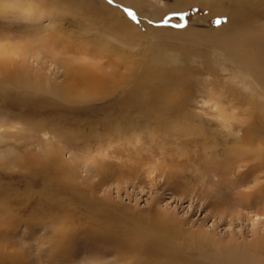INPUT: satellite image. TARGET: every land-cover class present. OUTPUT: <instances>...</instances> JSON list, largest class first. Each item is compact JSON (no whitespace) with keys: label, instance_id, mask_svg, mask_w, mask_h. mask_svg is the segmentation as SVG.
<instances>
[{"label":"rangeland","instance_id":"rangeland-1","mask_svg":"<svg viewBox=\"0 0 264 264\" xmlns=\"http://www.w3.org/2000/svg\"><path fill=\"white\" fill-rule=\"evenodd\" d=\"M51 1H30L29 4L15 1L10 8L5 4V11H0V137L3 140L0 142V196L6 189L19 188L20 198L27 205L23 210L17 207L15 214V207L11 206L12 212L6 213L5 217L19 216L25 222L45 219L43 215L48 209L45 194L56 191L52 199L60 216L58 223H64V217H74L82 210V218H77L75 224L87 227L103 222L124 242L127 240L131 248L118 255L121 264H163L168 258L162 249L171 245L194 253L212 244L202 245V240L223 239L230 243L233 239L231 244L235 240H255L252 230H264L262 200L255 192L250 196L253 183L245 169L225 166L222 151L227 138L225 134L231 125L235 131L243 125L244 137H255L264 146V124L257 112L252 118L247 117L248 106L242 96L245 92L239 84L231 82L229 71L217 67L211 71L213 88L219 92L218 88L223 87L221 101L226 106L223 109L215 107L208 93H200L207 68L192 62L193 58L204 55L214 60L219 57L221 64L231 66L218 53L228 54L221 32L230 24V1L145 0L146 8L141 10L120 6L142 32L152 30L167 34L169 43L166 47L183 54L189 65L180 66L178 73L168 70L163 76L156 73L154 67L148 68L144 74L147 88L139 84L134 96L122 92L121 99L109 101L104 110L92 105L68 104L64 96L56 98L49 89L36 94L28 87L23 90L10 86L21 72L24 74L23 85L29 83L28 73L23 70L24 54L39 53L45 70L43 74L49 76L47 70L52 69L51 78L57 72L60 82L69 79L68 69L98 61L93 50L73 40L77 37L74 35L78 32L77 26L70 25V36H67L68 31L66 36L60 33L57 37L54 33L52 37L49 36L52 32L48 26L50 21L45 17L39 22L36 20L40 15H54L55 11L48 5ZM75 1L60 0L67 6ZM94 3L88 11L97 9L101 13L104 9L99 8L98 2ZM243 5L246 11H251L249 2ZM27 9L31 13H27ZM152 12L159 18H148ZM255 16L259 24H264V13ZM69 18L72 22L71 16ZM40 23L46 25V30ZM140 38L141 35H137L136 43ZM31 82L36 83L35 80ZM24 96L32 98L22 100ZM232 100L240 104L238 109L232 110L228 105ZM126 106H132L128 111L130 115L139 113L148 124L135 130L117 131L116 122L123 116L131 117L124 115ZM232 112L233 117L230 116ZM225 116L230 127L224 121ZM112 119L116 121L112 123ZM9 146L17 150L8 153ZM38 158L41 164L34 163ZM90 167L93 172H86ZM87 173L93 177L85 182ZM28 189H32V194L25 193ZM74 191H77L76 199H73ZM10 197L14 198L13 195ZM0 203L6 204L1 197ZM37 213L39 217H36ZM20 229L24 230L17 238H21L26 230L25 226ZM39 233L41 231L37 235ZM26 239L34 240L32 237ZM81 244L76 246L73 259L61 260V264H81L92 254L112 263L111 251L105 255L103 250L95 254V250L92 249V253L89 247ZM37 245L36 242L33 246ZM144 245L146 256L137 251L134 254ZM147 248H154V251ZM150 253L155 259L147 258Z\"/></svg>","mask_w":264,"mask_h":264},{"label":"bare ground","instance_id":"bare-ground-1","mask_svg":"<svg viewBox=\"0 0 264 264\" xmlns=\"http://www.w3.org/2000/svg\"><path fill=\"white\" fill-rule=\"evenodd\" d=\"M15 1L22 3L23 1H27L29 4L30 1L37 3L36 1L38 0H0V11L4 12L5 4H8L9 7V5ZM211 1L214 3L222 0ZM229 1L230 8L228 9L230 10H228V15L230 24L221 32V35L223 34L222 42L223 45L227 46L228 54L217 52L221 58L224 57L228 63L230 62L231 66L228 68L227 64L226 66L223 63L221 64L219 57H217L216 60L210 59L204 55H200V58H193L192 62H196V64L202 66L204 69L207 68L208 70L207 76L204 77V80L201 82L203 88L200 93H208L215 102V107L223 109V107L226 106V104L221 101L224 89L223 87H220V89L218 88L219 92L214 91L213 87L215 86H213L214 82L212 80L211 71L215 67L220 68L221 71H229L231 82L235 85L239 84L241 90L245 92L242 96L245 97L243 100L247 103L246 106H248L246 113L247 117L252 118V115L257 112L259 119L264 124V24H259L257 21L258 17L255 16L264 13V0ZM94 2H98V5L100 4L99 8L104 9H101V13H99V10L97 9L88 11V8H90L91 5L96 4ZM245 2H249L252 7L250 12L246 11L244 8L243 4ZM145 4V0H76L74 4L67 6L65 2L52 0L48 5H50L55 11L54 15H40L39 19L37 18L36 20L39 22L45 17L50 21L48 26H50L52 32L49 36L52 37L54 33L57 37L58 35L60 36V33L63 36H66L70 25L77 26L78 32L77 34H74L77 37L73 40L78 44H82L87 49L90 48L89 50H93V56H97L98 61H89L87 62V65L85 64L78 69H68L67 72L70 76L68 77L71 79H64L60 82L58 81L60 78L58 76L59 73L57 72L54 73V78H51L53 73L52 69H49V71L47 70L49 76L43 74L45 70L39 53L30 55L24 54L22 61L25 64V67L23 70L28 73L26 78L29 79V83L23 85L22 81L24 80V74L21 72L18 79L15 78L10 82V86L21 88L23 90L28 87L31 92L36 94H39L40 92L43 93L49 89L53 92V95L56 98L64 96L63 98L68 104H86L104 110L105 105L109 101L120 100L122 92H128L131 96H134L135 89L139 84L146 86L147 88L148 84L145 82L147 79L144 74H147L148 68L154 67L155 72L163 76L165 73L167 74L168 70L171 73H174L175 71L177 72V69L180 66L189 65L187 58H185L183 54L166 47L169 43V37L167 34L153 33L151 29V31L146 33L142 32V29L138 28L131 20H129L125 11L120 8V6L123 8L132 6L141 10L143 7L146 8ZM21 9H23V7ZM29 9L32 10V8ZM41 12L47 13L44 9L43 11L41 10ZM27 13L31 12L28 10ZM145 14H148V12ZM145 14H143V16H145ZM69 16L73 19L72 22L69 21ZM151 17H153V19L159 18V16L153 12L148 15V18ZM35 24L36 23L33 25ZM41 25L43 30H46V25L40 23V27ZM96 28L104 30L100 31ZM70 35L69 31L67 36ZM137 35H141L138 43H136ZM214 52H216V50ZM4 72L6 73V71H2V73ZM5 80L8 79L6 78ZM32 80H35L36 83L31 82ZM22 86L25 87L23 88ZM62 87H64L63 91ZM11 94L14 95V93ZM29 94L30 93L27 92V95ZM34 97H36L35 94ZM29 98L32 97L24 96L22 100ZM234 101L232 100L228 102L230 103L228 105H231L232 110L240 107V104L237 105ZM127 107L128 106L125 108L127 110L124 115L129 116L130 114L128 111L132 106L129 108ZM244 109L246 110V107ZM130 116L131 117L123 116L121 121L118 120L116 122L115 128L117 131L125 130L127 128L135 130L138 126L144 127V124H148L147 119L140 118L139 113ZM230 116L233 117L234 112H232ZM223 118L224 121H226V125L230 127L228 117L225 116ZM141 120L143 122H141ZM111 121L113 123L116 120L112 119ZM230 128H228L229 132L227 131L225 134L227 138L224 139L225 145L223 146L224 149L222 151L224 156L223 159L226 158L224 164L228 167L232 166L233 169H245L246 173L250 174V181L253 183V186L250 187L251 192L253 193H250V196L257 193L256 196L261 198L263 203V209L261 212L264 214L263 142H258L255 137H244L243 125H241L240 130L236 131ZM214 136H216V134H214ZM2 141L3 140L0 137V142ZM227 142L232 144L228 145L229 143L227 144ZM16 150L17 148L13 146L8 147V153H13ZM48 152L51 153L52 150L50 151L49 148ZM215 153L218 155V151ZM22 161H24V158H22ZM34 163L41 164V161L39 159ZM11 164L13 163L11 162ZM22 164H24V162ZM86 172L93 171L90 167ZM92 177L93 175L91 176V174L87 173L84 177V181L88 182ZM18 189L19 188L6 189V193L4 192L5 194L0 196L1 199L6 202V204L0 203V264H61V260H69L71 257L73 259V252L76 251L75 248L78 244L82 245L81 243H83L85 248L89 247L91 252L92 249L95 250V254L103 250L104 255L111 251L114 256V258L110 260L112 263H109L106 259L104 260V257H101L100 259V257L98 258L92 254V256L94 255L93 257L91 256L88 259H84V262L81 264H121L119 258H117L118 255L121 254V251L123 253V251H128L131 248V245L126 243L127 240L124 242V240L120 238V235L117 234L108 224L99 221L98 224L92 226L89 225L87 227H81L80 224H75L77 218H82V215L80 214L82 213V210H80L74 217L71 215L66 216V218L64 217L66 220L64 223H58L57 219L60 216L54 209L57 208V205H55V201L52 199L56 191L54 193H49V195L47 193L45 194L47 203L46 207H48L46 215H43L46 216L45 219L42 218L43 220H41L40 218H35L25 222L22 221L19 216L6 218L5 214L12 212V207H15L13 208L14 214L17 207L22 210L27 207V205H24V201L21 199L22 194ZM9 192H11L10 194L13 195L14 198H11V195L7 194ZM76 192L74 191L73 193V199L77 194ZM25 193L27 195L32 194V189L26 190ZM59 207L61 206L59 205ZM36 217H39L38 213L36 214ZM67 221L72 225L67 223ZM23 226H25L26 230L22 233L23 236L21 238H17L16 236L20 234L21 230H24L20 229ZM75 230H78L79 233H75ZM39 231H41V234L39 233L40 235H37ZM252 231L255 240L238 241L234 239L236 242L233 244H231L233 239H231L232 241H230V243L228 241L226 243L223 239L215 241H209L208 239L209 242L202 240L200 242L202 245L205 243H212L213 245L209 244L208 247L205 246L204 248H200L198 252L194 253H192L193 251L187 252L181 248H175L172 245L166 246L162 251L166 255L165 257L168 258V261H164L163 264H264V230L259 232L254 229ZM29 237H32L34 240L28 241L26 238ZM36 242L39 246H33ZM144 247L145 245L137 250L132 247L133 250H135L134 254L139 252L141 256H146L145 250L143 251ZM32 250L36 251L37 254H34ZM149 250L154 251V248ZM147 256L148 259L154 258L152 257V253ZM158 263L159 262H157V264ZM125 264L127 263L125 262Z\"/></svg>","mask_w":264,"mask_h":264},{"label":"snow or ice","instance_id":"snow-or-ice-1","mask_svg":"<svg viewBox=\"0 0 264 264\" xmlns=\"http://www.w3.org/2000/svg\"><path fill=\"white\" fill-rule=\"evenodd\" d=\"M126 11H128V15L129 16H133V18H135L134 15H133V13L131 11H129V10H126ZM217 23L219 24V23H221V21L220 20H217Z\"/></svg>","mask_w":264,"mask_h":264}]
</instances>
